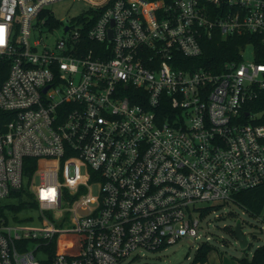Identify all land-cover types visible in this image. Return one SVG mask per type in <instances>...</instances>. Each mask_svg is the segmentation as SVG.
I'll use <instances>...</instances> for the list:
<instances>
[{
  "label": "built area",
  "instance_id": "1",
  "mask_svg": "<svg viewBox=\"0 0 264 264\" xmlns=\"http://www.w3.org/2000/svg\"><path fill=\"white\" fill-rule=\"evenodd\" d=\"M60 1L0 0V201L24 188L40 211L0 215V264H121L198 238L196 203L264 183V0H72L67 21ZM215 35L252 41L219 71L186 63Z\"/></svg>",
  "mask_w": 264,
  "mask_h": 264
},
{
  "label": "rangeland",
  "instance_id": "2",
  "mask_svg": "<svg viewBox=\"0 0 264 264\" xmlns=\"http://www.w3.org/2000/svg\"><path fill=\"white\" fill-rule=\"evenodd\" d=\"M56 18L67 21L84 11L85 5L80 1L63 0L53 5ZM61 31L53 36H58ZM245 61L253 60L255 57L254 47L248 44L243 51ZM37 182L39 179H36ZM4 202L18 203L17 197H8ZM211 211L200 218L198 238L185 236L176 244L170 245L166 249L152 251L141 250L142 256L135 260L132 256L121 262V264H141L143 262H159L161 264H190L197 248L202 242H209L215 249L210 252L208 261L197 264H239L238 259L247 256L251 258L255 249L264 245V220L262 215H252L239 204L229 201H218L215 203L198 202L195 206H214ZM49 216H53L52 211H48ZM70 218V215H67ZM31 217V219H28ZM11 220H20L24 223L38 224L40 211L38 209H23L11 212ZM241 223L242 231L248 239V246L242 248L238 239L225 227L235 229ZM70 225V223H66Z\"/></svg>",
  "mask_w": 264,
  "mask_h": 264
},
{
  "label": "trees",
  "instance_id": "3",
  "mask_svg": "<svg viewBox=\"0 0 264 264\" xmlns=\"http://www.w3.org/2000/svg\"><path fill=\"white\" fill-rule=\"evenodd\" d=\"M252 41V39L247 36H230L227 38L221 37V35H215L211 38H206L203 41V53L197 58H192L189 60L188 64L192 66H203L205 68L211 69L213 71H219L222 64L232 58L239 57V49L245 43ZM255 43V49L257 51V61L264 62V43L259 39V37L253 38ZM37 165V160L34 158H27L25 160V173L32 174ZM10 196L17 197L19 199L18 203H8L4 200L0 201V215L4 214L6 211L14 212L21 211L28 207L36 208L37 202L31 197L28 191L22 188L19 191H13ZM235 203L242 206L246 211L252 215H262L264 211V183L256 187L246 189L235 198ZM214 206H205L202 209V215H206L211 211ZM230 233L235 235L233 228L226 226L225 227ZM62 244L59 242L58 245L52 246L50 253H54L56 249L60 250ZM72 246V237H69V247ZM215 247L209 242H202L197 248L190 264L205 263L208 261V257L211 251ZM51 259V258H50ZM50 259L44 261L43 264H50ZM139 260L138 257L134 258ZM239 264H264V245L258 246L251 258L243 256L238 259ZM141 264H161L159 262H143Z\"/></svg>",
  "mask_w": 264,
  "mask_h": 264
},
{
  "label": "water",
  "instance_id": "4",
  "mask_svg": "<svg viewBox=\"0 0 264 264\" xmlns=\"http://www.w3.org/2000/svg\"><path fill=\"white\" fill-rule=\"evenodd\" d=\"M235 231V236L239 241V244L242 248H245L248 246V239L246 237V235L243 233L242 231V226L241 223H238L234 229Z\"/></svg>",
  "mask_w": 264,
  "mask_h": 264
}]
</instances>
